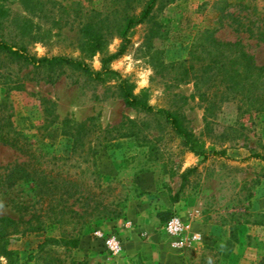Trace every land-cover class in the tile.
<instances>
[{
    "label": "rangeland",
    "instance_id": "rangeland-1",
    "mask_svg": "<svg viewBox=\"0 0 264 264\" xmlns=\"http://www.w3.org/2000/svg\"><path fill=\"white\" fill-rule=\"evenodd\" d=\"M128 1L131 13L139 15L145 0ZM42 3L27 9L21 0H0V38L37 57L67 56L100 71L102 57L115 53L121 43L116 34L123 15L118 1ZM88 24L101 29V53L91 55V39L83 31ZM262 31L264 0H157L148 19L129 31L125 54L109 66L128 80L134 94L145 93L149 105L177 114L207 150L226 154L205 160L188 152L163 119L126 107L116 80L98 83L66 68L51 84L43 74L33 76L30 68L20 70L0 57V101L5 87L22 84V91L10 94L15 125L34 149L47 153L46 160L56 157L44 162L43 169H61L78 180L85 197L90 196L89 211L121 201L126 206L123 219L93 217L81 228L66 216L59 225L31 186L18 182L5 187L0 190V218L27 221L39 214L44 229L30 232L38 223L32 220L30 226L22 223L11 231L5 239L9 254L0 256V264L259 263L264 258V163L244 159L264 156V113L238 99L223 100L212 85L200 82L196 87L210 57L200 54L193 71L186 68L192 46L209 35L239 41L264 66ZM64 121L69 127L87 122L88 140L73 152L72 138L63 135ZM108 128H118L124 136L105 141L102 131ZM28 162L0 143L1 173ZM83 201L73 205L71 200L65 209L83 211ZM170 216L185 225L181 239L164 231ZM126 222L128 228L122 225ZM95 230L116 231L123 252L108 254L92 238Z\"/></svg>",
    "mask_w": 264,
    "mask_h": 264
},
{
    "label": "trees",
    "instance_id": "trees-1",
    "mask_svg": "<svg viewBox=\"0 0 264 264\" xmlns=\"http://www.w3.org/2000/svg\"><path fill=\"white\" fill-rule=\"evenodd\" d=\"M115 1H118L116 3L118 7L121 8L122 6L123 12L116 29L117 37L121 40V43L115 53L102 57L100 71L93 70L85 61L67 56L37 57L32 55L26 47L10 44L1 38L0 57H3L9 64H15L20 70L30 68V73L33 76L43 74L46 82L51 84L58 78L56 74L66 68L78 71L91 81L98 83H104L107 79L116 80L118 96L122 99L125 106L139 113L163 119L171 131L182 140V144L188 152L203 160L211 156L226 157L224 151L207 150L204 143L184 126L183 120L177 114L165 109H156L149 105L145 93L134 94L133 86L128 80L122 78L119 73L109 67L112 61L120 58L127 51L130 44L129 31L134 26L144 23L148 19L157 2V0H145L139 15H134L131 13L133 10L130 8L128 0ZM21 2L27 9H37L43 4L42 0H21ZM96 26V24L94 26L88 24L83 28L84 35L91 39L90 43L88 41L91 55L96 52L101 53L104 50L102 37L100 32H98L101 29ZM93 35H96V37ZM259 38L264 42V31L259 34ZM200 54L210 57L211 61L203 67L202 76L196 77L198 79L196 87L200 82L204 83V85H212L216 87L217 92L221 93L223 100L238 99L240 103L245 104L252 111L264 113V66L257 65L254 57L245 51L239 41L222 42L215 39L212 35L207 36L205 41L202 43L198 42L192 46L189 59L188 61L186 60L189 63L186 69L193 71V62L200 58ZM32 80L36 79L32 77ZM5 88L4 98L0 101V143L15 149L27 157L29 162L27 164H15L5 168V173L0 172V190L5 187H12L18 182L31 186L35 196L46 202V213L53 217V223L59 225L64 223L63 218L66 216L79 221L82 225L81 228L90 225L93 217L110 221L123 219L126 209L125 201L116 204L112 203V206L106 205L102 209L96 206L89 211L88 202L90 196L85 197V191H82V184L78 180L72 179L61 169L57 171L43 169L42 165L44 162L56 160V157L46 160L45 156H47V153L42 154L40 149H34L30 138L14 122V106L10 100V94L13 91H22L23 85L14 83L12 87ZM203 95L206 96V93H203ZM205 100L207 101V96ZM87 127V122L76 124L72 127H69L68 121L62 123V130L64 129L65 132L63 135L72 138V152L77 147H83L84 141L88 140L86 138L89 131ZM71 130L74 133H71ZM102 133L105 141L124 136L118 128H108L103 130ZM89 142H91L90 139ZM249 159H258L264 163L263 155L253 154L244 160ZM178 196L179 194L176 195L175 202L178 200ZM82 199L85 204L83 211L65 209L69 201L72 200L74 205ZM46 213L43 215L47 216ZM40 218L41 215L39 214L31 215L27 221H24L23 217L18 220L1 217L0 256L9 254L6 250L5 239L11 231H17L22 223L30 226L31 221L36 220L38 222L37 225L30 226L28 230L32 233L42 231L44 227H42ZM76 243L75 241L74 246H76ZM257 264H264V258Z\"/></svg>",
    "mask_w": 264,
    "mask_h": 264
},
{
    "label": "built area",
    "instance_id": "built-area-1",
    "mask_svg": "<svg viewBox=\"0 0 264 264\" xmlns=\"http://www.w3.org/2000/svg\"><path fill=\"white\" fill-rule=\"evenodd\" d=\"M124 227L128 228L130 223L126 222L122 224ZM185 225L177 216H172L164 225L165 233L174 238L181 239L185 233ZM92 238L99 242L103 249L111 255H117L123 252V243L121 236L113 231L95 230L92 233ZM197 238V237H194ZM178 244V243H177Z\"/></svg>",
    "mask_w": 264,
    "mask_h": 264
},
{
    "label": "crops",
    "instance_id": "crops-1",
    "mask_svg": "<svg viewBox=\"0 0 264 264\" xmlns=\"http://www.w3.org/2000/svg\"><path fill=\"white\" fill-rule=\"evenodd\" d=\"M118 224H120V223H118Z\"/></svg>",
    "mask_w": 264,
    "mask_h": 264
}]
</instances>
